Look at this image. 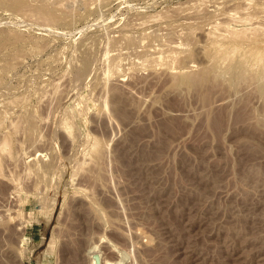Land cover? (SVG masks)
I'll return each mask as SVG.
<instances>
[{
	"label": "rangeland",
	"instance_id": "obj_1",
	"mask_svg": "<svg viewBox=\"0 0 264 264\" xmlns=\"http://www.w3.org/2000/svg\"><path fill=\"white\" fill-rule=\"evenodd\" d=\"M91 255L264 264V0H0V264Z\"/></svg>",
	"mask_w": 264,
	"mask_h": 264
},
{
	"label": "bare ground",
	"instance_id": "obj_2",
	"mask_svg": "<svg viewBox=\"0 0 264 264\" xmlns=\"http://www.w3.org/2000/svg\"><path fill=\"white\" fill-rule=\"evenodd\" d=\"M94 253V252H93ZM92 253V254H93ZM90 254V253H89ZM95 254V253H94ZM123 255L124 254H122L121 256V258H123ZM91 257H93L90 261H91V263H89V264H101L102 262H101V259L102 258H100L101 256H99V255H91ZM118 257V256H117ZM120 257H119V259H117V261H116V259H115V261H114V263H110V261H108V262H104L103 264H125V260H123V259H121ZM121 259V260H120ZM124 259H125V256H124ZM116 262V263H115ZM124 262V263H123Z\"/></svg>",
	"mask_w": 264,
	"mask_h": 264
}]
</instances>
